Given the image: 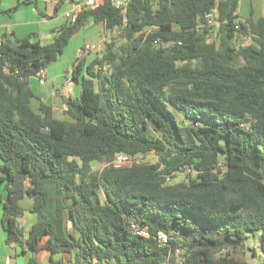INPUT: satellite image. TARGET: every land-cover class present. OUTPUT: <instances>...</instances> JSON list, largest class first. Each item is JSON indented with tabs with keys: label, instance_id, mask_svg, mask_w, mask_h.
Listing matches in <instances>:
<instances>
[{
	"label": "trees",
	"instance_id": "obj_1",
	"mask_svg": "<svg viewBox=\"0 0 264 264\" xmlns=\"http://www.w3.org/2000/svg\"><path fill=\"white\" fill-rule=\"evenodd\" d=\"M215 9L219 24L206 27ZM239 9L240 0H128L122 12L106 0L47 45L3 36L0 212L11 249L30 264L43 253L50 264L264 259V15ZM89 23L105 27V48L77 59L70 77L82 92L62 98L58 118L30 78ZM121 154L140 161L117 169ZM25 200L37 217L28 230Z\"/></svg>",
	"mask_w": 264,
	"mask_h": 264
},
{
	"label": "crops",
	"instance_id": "obj_2",
	"mask_svg": "<svg viewBox=\"0 0 264 264\" xmlns=\"http://www.w3.org/2000/svg\"><path fill=\"white\" fill-rule=\"evenodd\" d=\"M254 1H258L259 4V15L256 14L255 8L251 6V9L253 7L254 18L257 19L264 15V0H250V3H254ZM82 2L83 0H35L26 3V0H0V39L4 35L10 36L12 39H25L34 36L35 39L45 37L51 43L55 32L67 21V14L72 11L79 12ZM239 13L242 16L241 7ZM107 35L104 26L89 23L70 42V44H73L74 41L81 40L77 52L74 51L73 55H69L67 61H64L62 57L70 46L69 44L64 54L45 69V81L41 80L39 76L30 78L33 92L41 101L54 108L56 117H58L57 112H60L58 118H62V98L73 96V98H78L82 92L81 84L72 81L70 77L75 62L81 57L80 51L86 45H92L93 49L84 56L88 61H92L103 52ZM35 101L36 108H38L39 101ZM30 206V200H25L26 212L31 213L28 209ZM26 212L21 220L25 219ZM1 219L2 216L0 222ZM28 222L26 220L22 225L27 230L37 222V218L36 222L34 220H32V223ZM3 233V235L0 234V264H30L31 254L19 255L20 249H11L6 244V234ZM40 262L41 264H50L49 256L43 253Z\"/></svg>",
	"mask_w": 264,
	"mask_h": 264
},
{
	"label": "built area",
	"instance_id": "obj_3",
	"mask_svg": "<svg viewBox=\"0 0 264 264\" xmlns=\"http://www.w3.org/2000/svg\"><path fill=\"white\" fill-rule=\"evenodd\" d=\"M30 1H35V0H30ZM104 1H106V0H83L81 6L79 8V12L85 8L86 9L94 8L95 6H97L100 3H103ZM109 1L116 9L121 10L122 12L126 11L128 0H109ZM79 12L78 11L69 12L67 14V19H71L74 22L76 20V17H77ZM218 20H219L218 11H217V9H215L206 16V21H205L204 25L206 27L218 26V24H219ZM1 42H2V39H0V43ZM92 49H93L92 46L86 45L80 51V55L84 56V55L88 54ZM39 77L41 78V80L45 81V70L40 71ZM138 161H140L139 158L137 159V158H133V157L126 155V154H121L114 159V161L112 162V165H113V167H115L117 169L129 168V167H132L134 165V163L138 162ZM132 229H133L134 233L139 235V236L149 237L148 230L145 228H141L138 224H133ZM158 236H159V241L161 243L166 244L168 242V236L165 233H159Z\"/></svg>",
	"mask_w": 264,
	"mask_h": 264
},
{
	"label": "rangeland",
	"instance_id": "obj_4",
	"mask_svg": "<svg viewBox=\"0 0 264 264\" xmlns=\"http://www.w3.org/2000/svg\"><path fill=\"white\" fill-rule=\"evenodd\" d=\"M240 7H241V14H242V18H248L250 16V11H252L253 7L255 8L256 10V14L259 15V4H258V1H254V3H250V0H240ZM251 6L252 9H251ZM218 39V36H217V33L214 31L213 35H212V40L214 41H217ZM33 41L34 42H39L41 45H47L49 44L48 40L45 38V37H42V38H33ZM81 44V40H77V41H74L73 44L71 43L70 46L68 47L65 55L62 57V59L64 61H67V59L69 58V55L72 56L74 51L77 52L78 50V47L80 46ZM89 46H92V45H89ZM83 47V46H82ZM87 55V54H86ZM73 85V84H72ZM71 85V86H72ZM67 97H69L67 95ZM74 97V96H73ZM34 104H33V108L36 109V101H33ZM59 114L60 112H57V116L59 117ZM61 117H63V115H61ZM144 159V158H143ZM156 159V156L154 154H150L147 159H144L143 161H151L153 162L154 160ZM183 179H186V174H180L178 176V178L175 180V181H172L174 183H177V182H181L183 181ZM2 214L0 213V218H1ZM36 215H32L31 213H29L28 211L26 212V216H25V219L24 220H21V225H23V222H25L26 220L31 222L32 223V220H34V222H36ZM28 222V223H29ZM29 225V224H27ZM3 229H2V224L0 222V234H4L3 233ZM250 248H259V239L258 238H253L249 241V245H248ZM244 250L247 251V249L244 248ZM250 256V254H249ZM253 261V263L255 262L256 264H263L264 263V259L259 257L257 259H251Z\"/></svg>",
	"mask_w": 264,
	"mask_h": 264
},
{
	"label": "water",
	"instance_id": "obj_5",
	"mask_svg": "<svg viewBox=\"0 0 264 264\" xmlns=\"http://www.w3.org/2000/svg\"><path fill=\"white\" fill-rule=\"evenodd\" d=\"M243 249H244V247H243Z\"/></svg>",
	"mask_w": 264,
	"mask_h": 264
}]
</instances>
